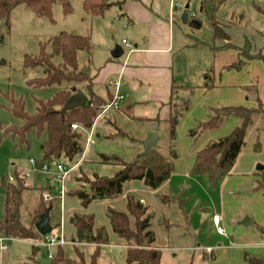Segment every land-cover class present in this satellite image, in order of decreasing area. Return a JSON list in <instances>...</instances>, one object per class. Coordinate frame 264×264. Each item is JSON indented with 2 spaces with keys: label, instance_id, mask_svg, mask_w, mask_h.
<instances>
[{
  "label": "crops",
  "instance_id": "obj_1",
  "mask_svg": "<svg viewBox=\"0 0 264 264\" xmlns=\"http://www.w3.org/2000/svg\"><path fill=\"white\" fill-rule=\"evenodd\" d=\"M173 1L124 0L121 5L114 4L115 13L122 20V29L129 38V43L122 39L125 44L123 49L125 55L121 57L124 51L118 57L109 55L90 75L93 76L92 89L104 103L115 93L121 96L119 103L117 106L101 109L86 133L84 147L78 157L72 162L64 159L57 161L65 164L67 162L68 165L65 166L69 168L64 178L65 195L62 200L53 192L55 185L52 184V176L43 177V167L36 166L37 178L31 179L36 181L26 180L28 189L23 214L29 216L42 193L47 191L53 194L57 201L53 214L52 210L49 212V223L52 227L55 225L54 228L66 240L65 243L70 242L74 251L76 247L86 260L96 245L75 241L76 237L72 236H75L76 231L71 217L74 213L91 214L93 229L104 227L108 238L107 243L100 245V255L96 264H113L106 259L112 257L108 256V253L118 249L125 252L126 257L128 244L112 230L107 209L128 213L127 195L132 194L147 206V212L151 214L150 229L154 238L150 245L160 250L161 264H256L248 258H257L264 263V189L256 192L255 202H252V196L246 195L254 190L250 177L252 175L257 177L255 185L264 177V109L253 114L252 122L245 132V143L226 175H223L222 171H216L215 176L210 177L209 173L196 168L195 154L208 143L194 149L188 157L152 164L171 166L170 174L156 187L146 184L143 179H130L125 183L120 195L94 198L86 205H82L79 197L69 194L75 189L89 188L84 178L92 180L95 176H112L122 167L113 161H103L100 154L107 156L118 154L125 159L121 158L124 161H132L141 154L143 151L141 141L148 133L155 132L154 127L158 126V122L168 119L170 106L179 97V91L188 90L193 86L195 90L192 95L193 105L199 102L203 111L204 103L215 106L210 107L208 116L213 114L212 109L219 107V104L255 108L260 102L264 108V62L254 58L246 60L236 69L226 67L240 58L239 51L234 48H218L225 41L215 38L213 34L215 41L213 44L189 39V33L185 34L181 25H186L194 15L188 13L187 22L182 23L180 16L179 18L177 16V7L180 3L179 6L172 7ZM236 2L238 1L224 0L215 13L216 20L223 24V29L230 36V42L242 46L244 39L241 43L237 38V41L233 42V36L237 33L239 25L245 26V19L249 16L256 18L257 34L249 35L246 32L250 38L248 39L251 44L250 52L255 54L261 51L264 55L262 36L264 0H252L257 4L255 10L249 8L251 15L241 13L242 5ZM189 4L190 0L185 5L189 7ZM191 23V27L194 28L201 24L196 19ZM231 28L234 29L233 32L229 31ZM176 31L183 35L182 43L179 42L181 38ZM241 36L243 37V34ZM244 36L247 38L245 33ZM199 48L205 49L203 54L205 60L202 62L204 69L199 79L195 80L190 76L186 79L178 56L181 51ZM115 82H118V87ZM219 84L224 89L219 88L213 92L212 88ZM247 92L251 94L248 95ZM215 94H220V97H216ZM196 109L194 108L191 114L198 113ZM185 120L186 117L181 122L183 127L186 124ZM240 122L241 119L236 116L226 118L222 122L221 130L214 132L213 136L228 134ZM192 124L190 122L188 126ZM154 134L158 135L156 132ZM40 150L42 155V149ZM32 161L35 164L36 160ZM40 181H45L46 185L41 186ZM236 186H241L239 192L244 196L233 191ZM86 192L89 193L90 189ZM244 199L252 202L251 205H240L239 202ZM214 214L220 216L223 233L216 229L212 219ZM245 217L250 218L246 225L241 223ZM129 220L131 227L134 228L131 215ZM7 239L28 241L34 245L32 243L34 239L8 237ZM7 239L0 240V255L2 251L7 250V244L4 243ZM3 244L6 245L4 249L1 248ZM207 256L209 258L205 262L203 257Z\"/></svg>",
  "mask_w": 264,
  "mask_h": 264
},
{
  "label": "trees",
  "instance_id": "obj_2",
  "mask_svg": "<svg viewBox=\"0 0 264 264\" xmlns=\"http://www.w3.org/2000/svg\"><path fill=\"white\" fill-rule=\"evenodd\" d=\"M56 0H0V19L6 24L10 21V13L18 4H24L28 9L40 17L52 19V6ZM62 4L65 13L70 11L68 0H57ZM224 0H203L201 8L205 10L211 20L213 36L224 40L218 48H234L239 51L240 58L228 68H239L246 60L259 58L264 62L261 51L250 52V42L245 40L242 46L230 42L229 34L217 22L215 13ZM124 0H83V9L90 15H102L106 9L114 4L121 5ZM212 5L209 13L207 6ZM264 37V29L262 31ZM91 50L90 36L77 34L75 31H60L57 35L46 41L39 42V50L35 55L26 54L23 58L25 67H41L42 75L29 78L26 84L33 88L57 86V90L46 99H38L36 111L28 113L25 102L21 97L11 98L12 113L22 121L20 126L3 128V133L18 137V144L26 141V134L34 130L37 137L45 130L46 138L41 142L42 155L35 162L37 167L44 163H53L59 159L72 162L83 150L86 133L91 128L96 116L101 112L104 100L92 89L93 76L80 70L77 61V52ZM242 57V58H241ZM83 85L82 87H80ZM208 86V84H206ZM81 89L88 96L85 107L67 110L60 114L59 110L76 90ZM259 101V99H258ZM171 103V102H170ZM180 107V108H179ZM188 104L179 106L175 101L170 106V114L166 120L170 139L175 138L176 127ZM259 102L257 107L251 108L243 105L219 106L213 109V114L198 123L192 134L219 127L222 122L232 116L239 117L241 122L228 134L211 141L195 154V166L198 170L215 176L216 171L229 168L245 143V132L252 122L254 113L263 110ZM72 124L78 127L72 128ZM132 139V138H131ZM257 147V144H256ZM103 161H113L122 167L112 176H95L92 180L84 178L89 186L87 193L83 188L69 192L80 198L82 205H86L94 198L116 197L120 195L125 183L130 179H143L151 187H156L171 172L170 164L150 165L140 164L137 160L124 161L116 156L100 154ZM83 178V177H82ZM5 179V177H4ZM4 189V217L0 219V236L32 240L39 233L35 228L42 212L48 208L49 212L56 205L57 198L39 202L29 216H23L25 194L28 189L24 173L15 170L13 180L2 181ZM256 188L264 189V177L258 181ZM68 194V193H67ZM68 194V195H69ZM127 212H119L112 208L107 209L112 230L125 239L127 264H161L160 250L152 247L153 232L150 229L151 214L147 206L135 195L128 194L126 202ZM133 217L134 228L131 227L129 215ZM50 216V215H49ZM76 228L75 241L79 243H94L96 247L86 260L83 253L76 247L77 258L65 256L62 246H57L48 264H96L100 255V245L108 241L104 227L93 229V216L91 214L74 213L71 217ZM55 226V225H54ZM53 226V227H54ZM39 247L32 245L31 253L27 257V264H39L36 254ZM256 264H264L260 259L248 258Z\"/></svg>",
  "mask_w": 264,
  "mask_h": 264
},
{
  "label": "rangeland",
  "instance_id": "obj_3",
  "mask_svg": "<svg viewBox=\"0 0 264 264\" xmlns=\"http://www.w3.org/2000/svg\"><path fill=\"white\" fill-rule=\"evenodd\" d=\"M68 1L70 4V11L68 13L64 12L62 4L59 1L56 0L54 2L52 6V19L36 15L24 4H18L12 9L10 13V21L8 24H6L3 19H0V219L4 217L3 202L5 192L1 185L2 181L9 178V176H13V172L15 170L21 171L22 173L25 172L24 174H26V180L36 181L31 180L37 178L35 172L37 170V167L36 164L32 162V159L37 161L41 158L40 144L46 138L45 130L42 132V135L40 137L36 136L34 130H30L26 134V141L23 144H18V137H13L10 134L3 133V128L5 127L20 126L22 124V121L17 118L10 109L12 105L11 98L21 97L25 102V110L28 113H34L36 111L38 99H46L50 97L55 90L58 89L57 86L42 88H33L28 86L26 84V80L42 75V68L25 67L23 65L24 56L26 54H37L39 50V42L48 40L50 37L57 35L60 31H75L77 34L90 36V52L88 53L87 51L83 50L77 52L79 69L90 74L93 72L96 66L100 65L106 57L112 54L113 50L110 51L112 47L114 49L117 47H121L122 51H124L121 56L123 58V56L125 55V50H123L125 44L122 42V39L129 43V38L122 29V20H120V18L115 13L114 5L106 9L102 15H90L87 14L83 9V0ZM174 1L180 3V6L177 7V16L179 18L183 6L188 0ZM201 1L202 0H190L187 12L194 15V18L190 17L191 19L189 20V22L186 25L181 26H183L182 28L185 31V34L189 33L190 38L189 36H187V39L189 38L192 40H201L213 44V42L215 43V41L212 37L213 33L211 30V20L208 18L205 10L201 8ZM237 1L238 2L236 3L238 5H242L240 10L241 13L246 12V15H251L249 13V8L254 9L255 4H257L256 2L253 3L252 0ZM235 7L237 8V6ZM211 8V4L207 6L208 13ZM195 19L196 21L201 22L200 26H197V28L191 27V21ZM256 20V18L251 16L245 19V26H238L237 33H235L233 36V42L237 38V40H239L241 43L243 39L244 41L250 39L248 37V34L256 35ZM219 24L220 26H223V24ZM111 29H113V31H110ZM229 31L233 32L234 29L231 28L229 29ZM176 32L177 35L181 38L179 39V42L182 43V38H184L182 37L183 35H181V33L178 31ZM244 33L247 38H245ZM242 34L243 37L241 36ZM204 50L205 49L199 48L191 51L180 52L178 56L179 62L181 65L182 73L185 75L186 79H188L189 76L195 80L199 79L204 69L202 63L205 60L203 55ZM82 86L83 85H81L80 87ZM219 88L224 89V87L219 84V86L212 88V91L216 92ZM194 91L195 90L193 86H191L188 90L185 89L179 91V97L175 100V102L179 106H182L184 102L185 104L187 103L189 108V110L186 109L185 111H182L184 113L180 117L177 124L175 138L170 139L168 135V124L166 123V121L158 122V126L154 127V131L159 135L156 146L150 152H147L145 154H138L135 158H133V160H137L140 164L143 165L161 164L166 161L170 162L175 158L180 159L183 157H188L194 149L203 147L205 146V144L213 141V139L222 137H214L213 134L217 130H221L223 124H221L220 127L211 130L196 132L192 134V130L196 128L199 122L205 121L207 117L209 118L212 115L211 114L210 116H208L209 114H207L208 110H210V107H215L209 103H204L205 108L203 111L200 109L201 104L199 105V102L193 105L194 102L192 100V95L194 94ZM247 94L249 95L251 93L247 92ZM215 96L220 97V94H215ZM216 102H218V100ZM197 105H199V107ZM219 106L227 105L219 104ZM194 108H197L196 110L198 111V113L193 112L191 114ZM185 117L186 120L184 124H186L183 127L181 122ZM190 122L193 124L188 126ZM115 155L120 159L122 158L121 156H118V154ZM63 164L68 165L67 162L66 164ZM42 169L43 177L52 176L53 182H51L53 185H55V187L53 188V192L57 193L59 183L56 182L58 171L55 168V164L46 163V166ZM229 169L230 167H225L222 170L223 175H226L227 172H229ZM239 176L242 177L243 175ZM2 177H5V179ZM250 179H252L250 181L254 185V190L251 193H247L246 195L252 196V202H255L257 194L256 192H259L262 189L256 188L255 184L257 177L252 175ZM45 183V181H40L39 184H41V186H44L46 185ZM240 188L241 186H236V189L233 191H235L237 195L243 194L239 192ZM46 193L49 192L46 191ZM49 194L53 197V194ZM42 199L44 201H48L43 197ZM252 202L244 199L243 201L239 202V204L248 206L251 205ZM53 211H55V208L52 209V214ZM26 215V213L23 214V216ZM51 222H53L52 219ZM221 225L223 226L222 222ZM62 233H64V230H62ZM72 237L75 238L76 233L75 236ZM68 238H70V236ZM4 243L7 244V250L2 251L4 254L3 257V254L1 252L0 264H27V257L30 255L32 249V245L30 242L7 239L4 241ZM60 246H62L65 256L69 258H75V251L70 242L64 243ZM38 247L39 249L36 254V260L39 262V264H48L50 260V258L48 257V251L52 252L53 254L57 247H53L50 250L45 246ZM108 256H112L106 259L110 260L113 264L126 263L125 252H120L118 251V249L112 251L111 253H108ZM208 258L209 256L205 258L203 257V260L207 262Z\"/></svg>",
  "mask_w": 264,
  "mask_h": 264
},
{
  "label": "built area",
  "instance_id": "obj_4",
  "mask_svg": "<svg viewBox=\"0 0 264 264\" xmlns=\"http://www.w3.org/2000/svg\"><path fill=\"white\" fill-rule=\"evenodd\" d=\"M179 6V2L173 1L172 2V7H177ZM124 41V40H123ZM125 42V41H124ZM116 87H118V82L114 83ZM121 96L118 93H115L113 97L108 100L107 102L104 103L103 108L109 107V106H117L119 103ZM78 127L77 124H72V128ZM33 162V161H32ZM55 168L58 171V174L56 176V181L59 183V188L57 192V196L60 200L63 199V196L65 195V188H64V178L69 172V168H67L63 163L54 161ZM46 166V163L42 165L44 168ZM8 180H13V176H9ZM42 197L45 200H49L52 198V196L49 193H43ZM213 222L216 225V229L218 232L223 233V226L220 224V216L217 214H214L212 216ZM7 239V237H0V240ZM66 242V240L63 239L61 235L56 233V229L53 227L52 230L46 234H39L37 238L32 240V243L36 246H45L49 248V250L53 247H57L59 245H62ZM1 248L4 249L6 248V245H1ZM53 256L52 252L48 251V257L51 258Z\"/></svg>",
  "mask_w": 264,
  "mask_h": 264
},
{
  "label": "water",
  "instance_id": "obj_5",
  "mask_svg": "<svg viewBox=\"0 0 264 264\" xmlns=\"http://www.w3.org/2000/svg\"><path fill=\"white\" fill-rule=\"evenodd\" d=\"M188 5H185L183 8L182 13L180 14V20L182 23H186L188 19ZM74 32V31H73ZM122 54V50L120 47H117L113 50L112 56L118 57ZM88 103V96L81 90L78 89L74 93H72L68 99L65 101L63 106L60 108V114H63L67 110L78 108V107H85ZM158 139V135L154 133H148L146 138L141 141L143 151L142 153L150 152L154 149L156 142ZM89 191V188H86ZM250 221V218L245 217L241 223L246 225ZM35 228L37 232L41 235L46 234L52 230V225L49 223V209L46 208L39 217V220L35 224Z\"/></svg>",
  "mask_w": 264,
  "mask_h": 264
}]
</instances>
